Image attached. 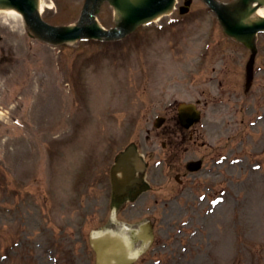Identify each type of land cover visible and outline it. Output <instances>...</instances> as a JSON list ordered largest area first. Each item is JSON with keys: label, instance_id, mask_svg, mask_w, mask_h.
<instances>
[{"label": "rangeland", "instance_id": "1", "mask_svg": "<svg viewBox=\"0 0 264 264\" xmlns=\"http://www.w3.org/2000/svg\"><path fill=\"white\" fill-rule=\"evenodd\" d=\"M52 1L57 9L44 15L56 24L73 22L82 7ZM100 14L101 25L114 24L108 5ZM0 22V35L15 43L0 67V264H93L94 231L152 222L164 209L163 235L175 234L179 214L192 216L180 264H264V33L247 77L250 53L200 0L188 15L175 10L117 42L55 46L28 38L14 15L0 13ZM37 82L49 90L34 105ZM197 100L204 118L181 138L176 105ZM156 114L167 120L154 131ZM131 141L152 166L166 160L164 142L176 163L203 156L205 167L178 197L168 169L157 172L164 190L112 217L106 168Z\"/></svg>", "mask_w": 264, "mask_h": 264}, {"label": "water", "instance_id": "2", "mask_svg": "<svg viewBox=\"0 0 264 264\" xmlns=\"http://www.w3.org/2000/svg\"><path fill=\"white\" fill-rule=\"evenodd\" d=\"M27 2L18 3V0H2L4 4L12 5L14 7H19L21 12L30 15L33 13V5L30 0ZM101 0H88L87 6L89 3L92 4V12L94 11L95 6ZM112 5H114L123 16L122 26L125 29H133L137 24L143 23L156 15L169 10L172 7L173 0H109ZM250 0H243L245 6ZM212 7L217 11L219 16L222 19L223 24L226 27V32L232 36L239 37L244 40L251 47L252 36L258 30H264V20L256 23L254 25H243L240 21L235 20L233 15L227 10H224L220 7L212 4ZM86 9V7H85ZM30 12V13H29ZM31 22L34 24L36 29L40 30L47 37L54 40L64 41V40H73L78 38L80 35L88 34L93 37H99L100 30L93 22L92 17H89L87 26H79L74 29H64V30H50L41 24L38 21H35L33 17H30ZM193 111L190 106L182 105L180 107L181 115L185 118H188V114ZM193 122V119L190 120ZM131 156V160L134 164H139L141 168L142 164L140 159L135 153L130 151V148L127 149L125 153H122L118 157V162L116 165V171L122 172L124 179L117 178L112 175V188H113V199L114 202L120 204L124 198L128 196H134L139 188L140 181L133 177L134 167L133 163H130L127 157ZM136 186V187H135Z\"/></svg>", "mask_w": 264, "mask_h": 264}, {"label": "bare ground", "instance_id": "3", "mask_svg": "<svg viewBox=\"0 0 264 264\" xmlns=\"http://www.w3.org/2000/svg\"><path fill=\"white\" fill-rule=\"evenodd\" d=\"M232 11H236L235 12L236 16H243L241 17V19H243L241 20L243 24L253 25V23H258L264 20V0H258L256 3L250 2V4H248L247 7H244V6L240 7V4H239V6H237V10H232ZM0 13H4L7 15H14V16L19 15L14 10L2 9L1 7H0ZM121 263L124 264L122 259H121Z\"/></svg>", "mask_w": 264, "mask_h": 264}, {"label": "flooded vegetation", "instance_id": "4", "mask_svg": "<svg viewBox=\"0 0 264 264\" xmlns=\"http://www.w3.org/2000/svg\"><path fill=\"white\" fill-rule=\"evenodd\" d=\"M182 176H183V177H186L187 174L184 173V172H182ZM179 178H180V177H179ZM163 248H164L163 245H158L157 247L154 248L153 253H157V254L163 253V252H164V249H163Z\"/></svg>", "mask_w": 264, "mask_h": 264}]
</instances>
